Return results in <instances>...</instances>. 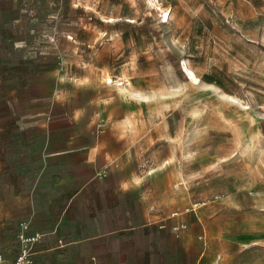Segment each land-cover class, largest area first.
Wrapping results in <instances>:
<instances>
[{"label": "rangeland", "instance_id": "374dc122", "mask_svg": "<svg viewBox=\"0 0 264 264\" xmlns=\"http://www.w3.org/2000/svg\"><path fill=\"white\" fill-rule=\"evenodd\" d=\"M116 124L170 179L151 264H264V0H0V218L40 144Z\"/></svg>", "mask_w": 264, "mask_h": 264}, {"label": "crops", "instance_id": "0c3cea01", "mask_svg": "<svg viewBox=\"0 0 264 264\" xmlns=\"http://www.w3.org/2000/svg\"><path fill=\"white\" fill-rule=\"evenodd\" d=\"M126 130L116 124L86 136L67 131L58 136L63 140L58 146L40 144L30 190L18 196L29 200V209L0 218V254L6 261H15L22 231L37 236L32 264H151L156 231L169 259L170 179L156 187L150 169L140 173ZM22 171L25 175V164Z\"/></svg>", "mask_w": 264, "mask_h": 264}, {"label": "built area", "instance_id": "2783aa9c", "mask_svg": "<svg viewBox=\"0 0 264 264\" xmlns=\"http://www.w3.org/2000/svg\"><path fill=\"white\" fill-rule=\"evenodd\" d=\"M22 225L24 228H27L26 223H24ZM176 227L179 228V225ZM18 237L20 240V251H19L15 261L14 262H8V261H6L3 254H0V264H32V262H33V259H32V243H33V241H35L37 236H29L24 231H22L19 233ZM93 264H103V263L98 262V261H94ZM209 264H227V263L224 261V258L222 257V255L218 254Z\"/></svg>", "mask_w": 264, "mask_h": 264}, {"label": "bare ground", "instance_id": "6f19581e", "mask_svg": "<svg viewBox=\"0 0 264 264\" xmlns=\"http://www.w3.org/2000/svg\"><path fill=\"white\" fill-rule=\"evenodd\" d=\"M150 1L153 2V0H150ZM114 19H115V18L111 17L109 20H114ZM184 68L187 69L186 63H184ZM109 78H110V77H109ZM110 80H112V79H110Z\"/></svg>", "mask_w": 264, "mask_h": 264}]
</instances>
